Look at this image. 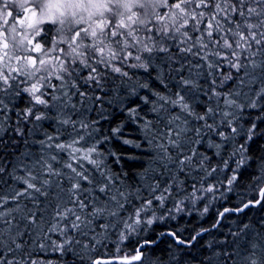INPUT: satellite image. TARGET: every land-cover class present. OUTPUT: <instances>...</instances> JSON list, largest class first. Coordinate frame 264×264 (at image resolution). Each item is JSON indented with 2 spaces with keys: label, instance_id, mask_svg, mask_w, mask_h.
I'll list each match as a JSON object with an SVG mask.
<instances>
[{
  "label": "snow or ice",
  "instance_id": "obj_1",
  "mask_svg": "<svg viewBox=\"0 0 264 264\" xmlns=\"http://www.w3.org/2000/svg\"><path fill=\"white\" fill-rule=\"evenodd\" d=\"M262 140L264 0H0V264H264Z\"/></svg>",
  "mask_w": 264,
  "mask_h": 264
},
{
  "label": "trees",
  "instance_id": "obj_2",
  "mask_svg": "<svg viewBox=\"0 0 264 264\" xmlns=\"http://www.w3.org/2000/svg\"><path fill=\"white\" fill-rule=\"evenodd\" d=\"M263 144H264V140L260 141L259 144L256 146V157L257 158L260 157V156H264V145ZM257 162H259V161H257ZM250 174L251 173L245 175V177H244L245 183L246 182H249L248 181V175H250ZM262 215L264 216V212L263 211H261L259 209L258 210L257 209H253L252 212L249 214L248 219L249 218H250V220L253 219L252 221L254 222L256 220H259L262 217ZM202 223L205 224V226H208L211 223V218H209L208 220H205V221H200L197 218V216L194 214L192 217H185V218H183L181 220H178V221H175V222H171L168 225V227L175 228L177 225L184 226V227H186L188 229V232L185 233V236H187L192 231L193 227H198ZM160 227L163 228L164 226L161 225ZM227 227H228V225L226 224L225 227H224V231L225 232L227 231ZM159 230L160 229L158 228L156 231L158 232ZM147 235L148 236H151V235H153V233L150 231L149 233H147ZM112 239L114 241V240H116V237L113 236ZM162 239H163V242L160 243L159 248L156 249V254L158 256H161V257L164 256V252L161 251V250L162 249H166L167 246H168V244L170 243V238H162ZM120 247H121V252L120 253H117V252H115L114 245L113 244H109V246L105 250V253L104 254L106 256H109V257H111L113 255L115 257H120L121 254L129 255L130 256L132 254L133 248L135 247V241L132 240L131 242H125V244L121 245ZM114 264H119V261L118 262H114Z\"/></svg>",
  "mask_w": 264,
  "mask_h": 264
},
{
  "label": "bare ground",
  "instance_id": "obj_3",
  "mask_svg": "<svg viewBox=\"0 0 264 264\" xmlns=\"http://www.w3.org/2000/svg\"><path fill=\"white\" fill-rule=\"evenodd\" d=\"M263 145H264V144H263ZM261 146H262V145H261ZM260 155H261V154H260ZM257 161H258V160H257ZM246 183H247V182H246ZM257 210H258V209H257ZM255 211H256V210H255ZM263 212H264V211H263ZM252 215H253V214H252ZM262 216H263V215H262ZM256 217H257V216H256ZM256 217H255V218H256ZM249 219H250V218H249ZM252 220H253V219H252ZM115 262H118V261H115Z\"/></svg>",
  "mask_w": 264,
  "mask_h": 264
},
{
  "label": "water",
  "instance_id": "obj_4",
  "mask_svg": "<svg viewBox=\"0 0 264 264\" xmlns=\"http://www.w3.org/2000/svg\"><path fill=\"white\" fill-rule=\"evenodd\" d=\"M115 261H119V257H116ZM115 261H114V262H115Z\"/></svg>",
  "mask_w": 264,
  "mask_h": 264
}]
</instances>
